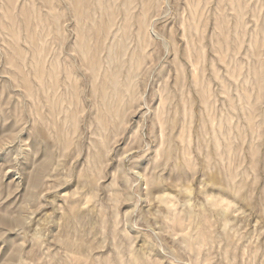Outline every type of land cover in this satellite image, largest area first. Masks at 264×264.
I'll return each mask as SVG.
<instances>
[{"label":"rangeland","instance_id":"rangeland-1","mask_svg":"<svg viewBox=\"0 0 264 264\" xmlns=\"http://www.w3.org/2000/svg\"><path fill=\"white\" fill-rule=\"evenodd\" d=\"M0 264H264V0H0Z\"/></svg>","mask_w":264,"mask_h":264}]
</instances>
